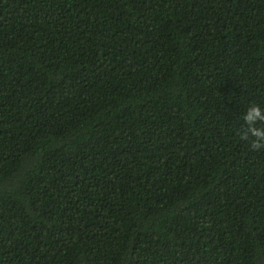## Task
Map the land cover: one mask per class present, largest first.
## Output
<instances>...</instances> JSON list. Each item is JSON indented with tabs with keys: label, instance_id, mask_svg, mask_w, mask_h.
<instances>
[{
	"label": "trees",
	"instance_id": "obj_1",
	"mask_svg": "<svg viewBox=\"0 0 264 264\" xmlns=\"http://www.w3.org/2000/svg\"><path fill=\"white\" fill-rule=\"evenodd\" d=\"M264 0H0V264H264Z\"/></svg>",
	"mask_w": 264,
	"mask_h": 264
},
{
	"label": "clouds",
	"instance_id": "obj_2",
	"mask_svg": "<svg viewBox=\"0 0 264 264\" xmlns=\"http://www.w3.org/2000/svg\"><path fill=\"white\" fill-rule=\"evenodd\" d=\"M259 114L260 108L257 104L247 108V114L244 117L247 132L252 137L250 143L253 149H258L264 143V127L257 128L253 126L255 117L259 116Z\"/></svg>",
	"mask_w": 264,
	"mask_h": 264
}]
</instances>
